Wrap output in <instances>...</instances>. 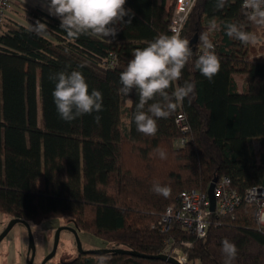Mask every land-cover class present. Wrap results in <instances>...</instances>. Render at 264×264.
I'll list each match as a JSON object with an SVG mask.
<instances>
[{"label":"trees","instance_id":"16d2710c","mask_svg":"<svg viewBox=\"0 0 264 264\" xmlns=\"http://www.w3.org/2000/svg\"><path fill=\"white\" fill-rule=\"evenodd\" d=\"M174 5L127 0L125 8L135 15L130 25H117L114 39H69L59 18L37 8L27 12L35 24H47L45 35L5 20L0 32V213L30 225L68 218L109 248L147 256L164 254L169 238L189 242L188 264H224L221 242L228 239L238 248L234 264H264V225L250 205L234 216H216L202 239L178 225L172 233L161 231L167 209L177 206L185 191L207 193L223 177L241 194L264 184V45H242L225 34L228 23H239L264 36V27L248 21L242 0H228L222 8L217 0L197 1L181 37L190 42L198 36V42L176 85L194 81L195 95L160 119L154 136L136 130L132 116L139 96L118 94L120 75L137 49L159 34L172 35ZM213 19L218 28L211 39L220 69L209 81L195 61L203 48L199 37ZM112 55L115 66H105ZM73 70L83 73L90 92L102 93L103 110L65 122L53 102L50 76ZM235 76H241L242 89ZM180 113L186 117L185 132L176 123ZM154 183L170 187V195L152 191ZM102 258L108 264H170L124 254H79L59 264H99Z\"/></svg>","mask_w":264,"mask_h":264},{"label":"clouds","instance_id":"9594fccd","mask_svg":"<svg viewBox=\"0 0 264 264\" xmlns=\"http://www.w3.org/2000/svg\"><path fill=\"white\" fill-rule=\"evenodd\" d=\"M126 3L127 0H48L49 13L60 19V28L69 39L81 36L114 39L118 33L117 25H130L135 15L132 9L125 8ZM227 3L228 0H217V7L222 8ZM242 7L246 10L248 21L264 27V0H242ZM125 17L128 19L125 20ZM217 28L216 20H210L207 30L199 37L205 50L195 61V68L209 81L220 69L211 39ZM32 30L37 35H45L49 31L47 24L39 21L32 25ZM225 34L242 45H264V36L246 30L239 23H228ZM192 56L189 40L182 38L179 33L159 34L146 47L134 52L126 69L121 72V87L117 91L124 97H129L133 91L138 94L139 100L132 116L138 132L154 136L158 131V121L167 119L179 103L195 95L194 81L185 80L176 86ZM50 79L55 83L53 102L63 121L72 122L103 110L102 93L96 89L89 91L82 72H57ZM158 154L161 159L167 157L164 151ZM152 191L165 198L171 193L170 187L159 183L153 184ZM221 252L224 264H234L238 256L234 242L224 239ZM99 264H108V261L102 258Z\"/></svg>","mask_w":264,"mask_h":264},{"label":"built area","instance_id":"2783aa9c","mask_svg":"<svg viewBox=\"0 0 264 264\" xmlns=\"http://www.w3.org/2000/svg\"><path fill=\"white\" fill-rule=\"evenodd\" d=\"M197 1H175L170 27L172 34H182L188 17ZM17 4H19L17 0H0V32L8 13ZM204 50L203 47L199 53L202 54ZM104 63L105 66L114 67L115 56L112 55ZM176 123L182 131H187L186 117L183 113L177 116ZM215 195L217 199L216 206L215 211H212L208 192L203 193L198 190L183 192L179 204L167 209L160 223L161 231L163 233H172L178 225L179 229L202 239L207 236L216 216H234L236 211L243 205L254 207L256 220L264 225V184L250 188L244 194H241L233 188L230 178L223 177L217 181ZM191 247L192 243L180 242L178 244L174 238H169L164 254L176 259L180 264H188L189 255L186 250Z\"/></svg>","mask_w":264,"mask_h":264},{"label":"rangeland","instance_id":"374dc122","mask_svg":"<svg viewBox=\"0 0 264 264\" xmlns=\"http://www.w3.org/2000/svg\"><path fill=\"white\" fill-rule=\"evenodd\" d=\"M235 77L242 89L241 76ZM12 220L13 217L0 213V235ZM61 227L76 228L68 218L52 219L42 224H31L36 244L34 264H43L45 258L53 251L56 231ZM79 237L86 251H98L110 247L107 242L88 231H79ZM29 245L30 238L27 228L23 224H17L0 244V264H28ZM78 255L79 250L74 234L70 231H63L57 253L47 264L69 262L76 259Z\"/></svg>","mask_w":264,"mask_h":264},{"label":"water","instance_id":"95a60500","mask_svg":"<svg viewBox=\"0 0 264 264\" xmlns=\"http://www.w3.org/2000/svg\"><path fill=\"white\" fill-rule=\"evenodd\" d=\"M197 42H198V36H195V38L190 41V46L192 47L193 51H195V48L193 46L195 44H197ZM217 181H218V179H215L208 189V195H209V199L211 202V210L212 211H215V206H216V200L217 199H216V195H215V188H216ZM17 224H23L28 230V234H29V238H30L28 264H34L35 257H36V244H35V239H34V235H33L31 225L28 221L20 219V218H14L8 224V226L3 231V233L0 235V244L9 235V233L13 230V228ZM63 231H70L74 234L80 255L124 254V255H129V256H133V257L146 258V259H150V260H160L163 262H168L170 264H180L179 262H177L176 259L169 257L168 255H165V254L158 255V256H147L144 254H140L136 251L123 250L120 248H109V249H103V250H98V251H86V250H84L82 242L80 240L79 230L77 228H69V227H61V228L57 229L56 235H55V243H54L53 251L45 258L43 264L49 263L55 257V255L57 253L61 233Z\"/></svg>","mask_w":264,"mask_h":264},{"label":"crops","instance_id":"0c3cea01","mask_svg":"<svg viewBox=\"0 0 264 264\" xmlns=\"http://www.w3.org/2000/svg\"><path fill=\"white\" fill-rule=\"evenodd\" d=\"M19 4L15 5L13 10L10 11L6 19L13 20L14 22L25 25L32 28L35 23L33 19L29 16L27 8H37L45 13L56 17L49 13L48 0H17ZM165 2L166 7L169 9L170 6L175 3L176 0H159L160 3ZM58 18V17H57Z\"/></svg>","mask_w":264,"mask_h":264}]
</instances>
